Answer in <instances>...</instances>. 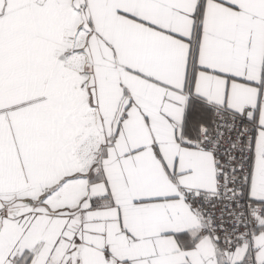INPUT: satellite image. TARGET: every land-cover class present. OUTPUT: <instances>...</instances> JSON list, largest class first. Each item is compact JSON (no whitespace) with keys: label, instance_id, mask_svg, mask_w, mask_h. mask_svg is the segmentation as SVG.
I'll return each instance as SVG.
<instances>
[{"label":"snow or ice","instance_id":"6c2138e0","mask_svg":"<svg viewBox=\"0 0 264 264\" xmlns=\"http://www.w3.org/2000/svg\"><path fill=\"white\" fill-rule=\"evenodd\" d=\"M0 264H264V0H0Z\"/></svg>","mask_w":264,"mask_h":264}]
</instances>
